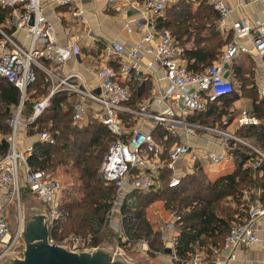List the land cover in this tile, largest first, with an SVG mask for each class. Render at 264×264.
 <instances>
[{
	"label": "built area",
	"instance_id": "2783aa9c",
	"mask_svg": "<svg viewBox=\"0 0 264 264\" xmlns=\"http://www.w3.org/2000/svg\"><path fill=\"white\" fill-rule=\"evenodd\" d=\"M79 1L55 0V4L67 6L69 18L83 24L84 10ZM94 1L116 5L123 16V27L127 33L140 31L139 37L132 42L117 37L108 42L105 55L117 59V66H107V58L104 57L89 70L95 80L96 92L94 87L81 84L82 79L78 74L59 76L41 63L40 60L44 59L58 65L79 51L75 34L69 36L68 45L57 44L53 24L44 14L43 0H0V7L10 10L7 23L12 29L11 33L20 30L26 40V44L19 43L11 33L7 34L0 28V77L19 92V102L8 120L9 150L0 156V259L19 241L17 231L14 234L8 232L3 214L4 204L17 198L18 164H22L28 189L45 208L48 229L59 214V181L49 177L47 171L29 169L25 157L31 151V145L23 150H18L15 145L18 127L32 122L48 106L49 96L58 90H65L77 97L71 111V123L80 126L89 118L96 119L113 136L97 169L99 178L105 183H112L116 188L105 214L107 220L111 217L120 218V206L126 193L132 190H156L163 182L167 187L177 186L184 175L197 169V165L221 163L227 157L229 140L246 145L226 121H222L225 127H220L193 121L189 116L202 111L208 102L231 92L232 84L225 74L224 63L237 52L252 51L262 55L264 28L233 21L230 23L229 40L218 59L201 72L191 73L185 68L181 48L173 41L171 34L157 29L155 25L154 18L160 15L170 0ZM198 1L206 3L216 12L217 24L223 29L230 13L226 0ZM259 3L264 9V0H259ZM128 11H133L134 16H128ZM57 21L62 22V17H57ZM63 31L71 33V28L64 26ZM244 38L250 43V48L239 42ZM35 68L53 79L54 84L47 95L33 103L31 113L25 121H21L18 114L26 89L34 81ZM141 74H153L155 83L150 97L132 107L127 104V83ZM160 80L165 82L164 86L159 85ZM257 122L247 109L241 108L233 125H255ZM155 130H160V139H156ZM205 134L218 140L216 150L195 147L189 142ZM166 136L178 140L164 149L161 140L165 142ZM37 140L53 143L47 130L39 131ZM263 214L264 206L253 204L248 209L246 220L232 225L221 244L210 247L209 257L195 252L183 264H230L236 250L247 249L259 242L256 224ZM178 220L179 216L171 213L166 220L157 222L160 250H150L143 239H138L133 246L145 254L151 252L156 257H165L174 264L177 260L175 249L179 234L176 225ZM119 237L121 241L127 240L120 228ZM48 241L67 244L71 249L89 247L88 238L80 236H70L55 242L48 235ZM262 249L264 253V242Z\"/></svg>",
	"mask_w": 264,
	"mask_h": 264
},
{
	"label": "trees",
	"instance_id": "16d2710c",
	"mask_svg": "<svg viewBox=\"0 0 264 264\" xmlns=\"http://www.w3.org/2000/svg\"><path fill=\"white\" fill-rule=\"evenodd\" d=\"M194 1V7L189 0L166 4L154 20L156 28L167 30L181 48L185 68L191 73H198L217 60L227 36L215 25L216 12L206 3ZM9 14V9L0 7V27L7 34L12 30L4 25ZM242 58L250 59L244 55ZM262 59L264 61V53ZM40 61L46 65V60ZM231 61L230 72L239 78V90L245 92L249 101L247 111L258 121L255 125L238 127L253 133L252 137L264 152V96H257L253 77L248 76L251 69H244L241 60L236 62L233 58ZM33 71L34 81L27 87L30 93L28 96L25 93L22 100L23 105H28L27 116L31 113L33 100L49 84L44 73L37 68ZM150 88L148 78L140 83L129 84L127 104H138L144 97L149 96ZM234 92L232 85L230 93L208 102L202 111L191 114L190 119L202 124L225 127L222 122L215 120L224 114L217 110L215 103L218 101L228 107L236 98ZM48 101V106L32 122L25 125V133L36 136L39 131L47 130L53 143L34 140L31 151L25 157V163L32 171L55 173L58 168H62L70 178L62 190L63 200L59 203L57 218L49 227V237L56 240L61 237L62 232H72L76 236L88 238V246L94 247L104 237V230L107 229L104 214L116 193L114 185L105 183L97 174L99 160L113 136L96 119L89 118L80 126L71 123V111L77 101L75 94L58 90L49 96ZM18 102L17 89L0 77V156L9 150L8 120ZM213 120L215 121L212 122ZM234 120L235 117L227 123ZM234 133L236 136H243L239 130H234ZM154 134L156 139H160L162 135L160 130H155ZM176 139L178 140L176 137L167 136L162 143L164 149ZM228 143L227 155L234 166L212 180L202 172V166L197 165V169L184 175L177 186L167 187L163 182L156 190H132L126 193L120 206V231L127 240L121 241L118 234L110 232L112 236H117L115 239L120 246L126 250L125 245H133L138 239H143L150 250L161 249L157 228L150 220L147 210L152 203L159 202L163 211L179 216L176 222L179 229L175 249L177 260L174 264L185 263L190 254L195 252L209 257L210 247L220 245L232 225L246 220L251 204L259 203L264 206V159L241 143L231 140ZM147 254L154 255L151 252Z\"/></svg>",
	"mask_w": 264,
	"mask_h": 264
},
{
	"label": "crops",
	"instance_id": "0c3cea01",
	"mask_svg": "<svg viewBox=\"0 0 264 264\" xmlns=\"http://www.w3.org/2000/svg\"><path fill=\"white\" fill-rule=\"evenodd\" d=\"M170 1L171 2H168L167 5L177 3L182 0ZM189 1H191V3L193 2V7L196 5V2L194 0ZM79 2L84 10L83 15L85 21L83 24L77 23L75 20H71L69 18L67 6L56 5L55 0H43L44 14L46 18L53 24L56 33L57 44L59 46L68 45L69 36L71 34H75L77 35L76 43L79 48L77 54H72L67 59H65V61L58 65H55L54 63H51L49 61H46V65H43L47 69L55 71V73L59 76L76 73L82 79L81 84L87 87H94L96 89L95 80L89 70L97 63H100V61L104 57L108 58L105 61L107 66H109L110 68H115L117 66V59L112 56L105 55L107 53L106 48L108 42L116 37L126 42H132L139 37L140 31L135 30L132 33H127L123 27V16L120 15L117 6L111 2L94 0H80ZM226 3L230 9V13L229 17L227 18L225 27L223 29H220L217 21L215 20L217 29L223 35H225V37L227 36V41L221 46V52L229 40L230 23H232L233 21H239L250 26L253 25L257 28H264V9L261 7L259 0H226ZM128 13V16H134L135 14L133 11H128ZM57 17H62V22H58ZM7 20L8 18L5 19L4 25L8 27ZM64 26L70 27L71 33H65L63 31ZM11 34L15 41L26 44V40L23 37L22 31L17 30L12 32ZM239 42L245 47L250 48V43L245 38L240 39ZM187 45H189V43H187ZM242 55L250 57V66L253 67V70L255 71V79L260 83L259 87H261L260 89L262 90V94H264V61L262 59V55H257L252 51L237 52L230 60L234 58L236 62L238 60L243 61V59H238V57H241ZM183 62L185 64L184 59ZM228 62L224 63L225 74L229 77L233 85L232 80L236 79V77L231 74L230 63ZM152 75L141 74L135 76L127 84L129 85L133 82L140 83L141 80L148 78L151 88L149 96L146 97L149 98L152 92V87L155 83L154 76ZM75 81L77 80L75 79ZM158 83L160 86H164L165 82L163 80H160ZM53 84L54 83L52 81L47 85L46 95L50 91ZM237 101V99L234 100V102ZM237 106L239 107V105ZM247 106H249L248 100ZM238 111L239 109H236V113H238ZM33 141L34 137L26 135L25 131L22 128H19L17 130L16 148L18 150H23L28 145H31ZM217 141L218 140L216 139L210 138L207 134L189 140V142L195 147H207L213 150H216L218 148ZM217 165H201L202 172L207 176L208 179L212 180L220 174L228 172L232 168L228 167V165H225V163L223 166L219 165L221 167L218 166L217 168H215ZM252 205L253 204H251L250 207ZM256 231L259 237V242L253 244L247 249L240 248L236 250L234 253V258L230 261V264H264V253L262 249V245L264 242V214L258 218Z\"/></svg>",
	"mask_w": 264,
	"mask_h": 264
},
{
	"label": "rangeland",
	"instance_id": "374dc122",
	"mask_svg": "<svg viewBox=\"0 0 264 264\" xmlns=\"http://www.w3.org/2000/svg\"><path fill=\"white\" fill-rule=\"evenodd\" d=\"M238 59H243V58L241 56ZM231 62L232 61L230 60L228 63L231 64ZM243 63H244L243 64L244 69L246 67H249L251 69V73H249L248 76H252L253 77V81H254V84L256 86L257 96L258 97L264 96V94H262V90L260 89L261 87H259L260 83L255 79V74H254L255 71L253 70V67L250 66L249 59L248 60L247 59H243ZM38 70H40V69H38ZM40 71L42 73H44L42 70H40ZM44 75L48 79L49 83L53 81V79H51L45 73H44ZM239 81H240L239 78H236V79L232 80V82H233V91L236 92V93L234 92L236 94V95L234 94L235 97H236L235 99H237L238 101L234 102L235 99H233L228 104L229 105L228 107H226V106L224 107L220 102L217 101L215 103L217 110H221L222 113H224V114H222L221 116H219L215 120L220 121V122L226 121V123H227L228 121H230L234 117L235 118L237 117L236 109L249 108V106H247V98L245 97V95H246L245 92L239 90V84H240ZM26 90H27L26 91V95L28 96V93H30V92H28L29 91L28 89H26ZM96 91L97 90L95 89V92ZM46 92H47V89L43 93H41L40 95L38 94V97L36 96V99H34L33 101L35 102L38 99L44 97L46 95ZM149 93H150V91L148 92V94ZM33 98H35V97H33ZM146 98L147 97H144L141 101H139V102L137 101L138 104L142 103ZM138 104L137 103L134 104V105L131 104V106H135L136 107ZM237 105H239V107ZM27 110H28V105L27 104L26 105L22 104L21 108H20V111H19V114H18L19 119L21 121H25V119L27 118V114H28ZM14 112H15V108L12 110V115L14 114ZM211 117L212 116H209L210 119H212ZM210 119H208V120L210 121ZM215 120H213L212 122H214ZM25 127L26 126L20 125L18 127V129L22 128L25 131ZM230 127H231V129H234L235 132L237 130H239V132H241V135H243L241 137L240 136H238V137L243 142H245L246 145L243 144V143H241V144L249 147L252 151H254L256 154H258L261 158L264 159V152L258 147L255 139L252 137L253 133L246 132V131L242 130L240 127H238V125L234 126L233 122L230 123ZM36 136H32V137H34V140H37ZM166 138H167V136H166ZM161 143H163V140H161ZM164 144L166 145V143H164ZM15 145H16V143H15ZM102 156H101V158L99 160V163H100V161L102 159ZM223 161H225V162H223ZM223 161L221 163H219V165L223 166L224 163H225V165H228V167H233L234 166V163L232 162V160H231L229 155H227V158L224 159ZM18 165H19V170H18V193H17V198L14 199V200L12 199L11 202L4 204L5 206H4V209H3L4 220L7 222L8 232L10 234H14L17 231L18 222L22 218L23 214L26 213V210H27L28 207H30L31 203L38 202V199L35 197L34 194H32L30 192V190L27 187L26 175L24 173L23 168L21 167L22 164H18ZM219 165H217L216 167L214 166V167L217 168ZM98 166H99V164H98ZM221 166H219V167H221ZM47 174H48L49 177L57 179L59 181L60 185H61V190H60L59 197H58V203H61V201L63 200L62 190L65 188L66 184L70 181V178H69L68 174L65 173L62 170V168H58L55 173L47 171ZM43 208H44V206H43ZM147 210H148V212L150 214V220L154 223L155 228L157 226V222L158 221L166 220L167 218H169V215L171 214V213H169V211H163L161 209V207H160L159 202L152 203L148 207ZM104 217L106 219V227H107V229L104 230V237L100 241V243L101 242L116 243L121 250H123L126 254H128L129 256L132 257V260L134 261L135 264H173L165 257H156L154 255L145 254V253L141 252L140 250H138L136 246H133L131 244L130 245H125L124 246V247H126V250H125L122 246H120L118 241H116L115 238H117V236H115V235L112 236V234H111L113 232L114 234H116V235L118 234L119 235L120 218L119 217H111L109 220H107L105 214H104ZM62 233L63 234L60 235L61 237L59 239H56V240L53 239V240L55 242H61L65 238L77 235V234H74L72 232H67V233L62 232ZM18 243H19V241H18ZM17 244H15V246Z\"/></svg>",
	"mask_w": 264,
	"mask_h": 264
},
{
	"label": "water",
	"instance_id": "95a60500",
	"mask_svg": "<svg viewBox=\"0 0 264 264\" xmlns=\"http://www.w3.org/2000/svg\"><path fill=\"white\" fill-rule=\"evenodd\" d=\"M41 205L38 200L27 208L18 222L19 243L0 259V264H135L116 243L101 242L94 247L75 249L67 244L50 243L47 216Z\"/></svg>",
	"mask_w": 264,
	"mask_h": 264
}]
</instances>
